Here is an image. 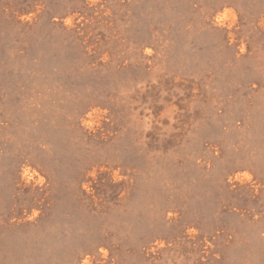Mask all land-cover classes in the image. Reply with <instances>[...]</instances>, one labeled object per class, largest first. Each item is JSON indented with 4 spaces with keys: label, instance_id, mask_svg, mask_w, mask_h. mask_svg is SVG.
<instances>
[{
    "label": "rangeland",
    "instance_id": "obj_1",
    "mask_svg": "<svg viewBox=\"0 0 264 264\" xmlns=\"http://www.w3.org/2000/svg\"><path fill=\"white\" fill-rule=\"evenodd\" d=\"M85 259L264 264V0H0V264Z\"/></svg>",
    "mask_w": 264,
    "mask_h": 264
},
{
    "label": "clouds",
    "instance_id": "obj_2",
    "mask_svg": "<svg viewBox=\"0 0 264 264\" xmlns=\"http://www.w3.org/2000/svg\"><path fill=\"white\" fill-rule=\"evenodd\" d=\"M91 113H89V116L91 117ZM86 123H89V124H91L92 123V121H87ZM29 179H31V177H29ZM43 181V178H41L40 179V182H42ZM84 264H88V261H87V259H85V261H84Z\"/></svg>",
    "mask_w": 264,
    "mask_h": 264
}]
</instances>
